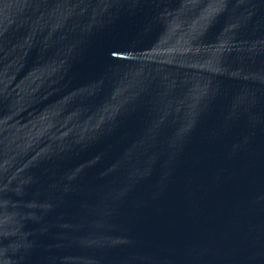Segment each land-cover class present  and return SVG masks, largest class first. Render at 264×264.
Masks as SVG:
<instances>
[{
	"label": "water",
	"instance_id": "1",
	"mask_svg": "<svg viewBox=\"0 0 264 264\" xmlns=\"http://www.w3.org/2000/svg\"><path fill=\"white\" fill-rule=\"evenodd\" d=\"M0 264H264V0H0Z\"/></svg>",
	"mask_w": 264,
	"mask_h": 264
}]
</instances>
